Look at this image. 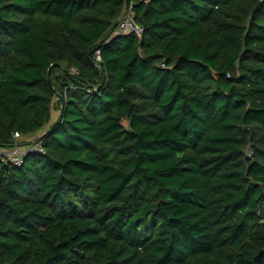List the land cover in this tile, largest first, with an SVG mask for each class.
<instances>
[{"label": "trees", "instance_id": "16d2710c", "mask_svg": "<svg viewBox=\"0 0 264 264\" xmlns=\"http://www.w3.org/2000/svg\"><path fill=\"white\" fill-rule=\"evenodd\" d=\"M42 130L0 264H264V0H0V148Z\"/></svg>", "mask_w": 264, "mask_h": 264}, {"label": "built area", "instance_id": "2783aa9c", "mask_svg": "<svg viewBox=\"0 0 264 264\" xmlns=\"http://www.w3.org/2000/svg\"><path fill=\"white\" fill-rule=\"evenodd\" d=\"M146 4L150 3L152 0H141ZM143 32V28L136 23L134 20V12H133V3L128 5L121 18L119 19L116 28L115 35H128V34H137L141 35ZM97 61H101L100 52L96 53ZM59 97L56 96L54 101H58ZM27 137H23V135L19 132H15L13 134V145L10 148H0V159L4 162V164H13L16 166H21L24 163V158L30 153H41L45 154V148L39 139L35 141H29L26 145H22L23 139Z\"/></svg>", "mask_w": 264, "mask_h": 264}, {"label": "rangeland", "instance_id": "374dc122", "mask_svg": "<svg viewBox=\"0 0 264 264\" xmlns=\"http://www.w3.org/2000/svg\"><path fill=\"white\" fill-rule=\"evenodd\" d=\"M59 114H60V112L54 109L53 112H52V119H51V122L50 123L54 122L57 119V117L59 116ZM44 130H42V131H40V132H38L36 134L27 136V138H30L31 141H35V140L39 139L43 135V133H44L43 131ZM31 136H33V138ZM26 143H27L26 138H24L23 139V142H21V144L22 145H26Z\"/></svg>", "mask_w": 264, "mask_h": 264}, {"label": "crops", "instance_id": "0c3cea01", "mask_svg": "<svg viewBox=\"0 0 264 264\" xmlns=\"http://www.w3.org/2000/svg\"><path fill=\"white\" fill-rule=\"evenodd\" d=\"M31 137L33 138V136H31ZM26 141L29 142V141H31V139L30 138H26Z\"/></svg>", "mask_w": 264, "mask_h": 264}, {"label": "water", "instance_id": "95a60500", "mask_svg": "<svg viewBox=\"0 0 264 264\" xmlns=\"http://www.w3.org/2000/svg\"><path fill=\"white\" fill-rule=\"evenodd\" d=\"M51 70H49V74H50Z\"/></svg>", "mask_w": 264, "mask_h": 264}]
</instances>
